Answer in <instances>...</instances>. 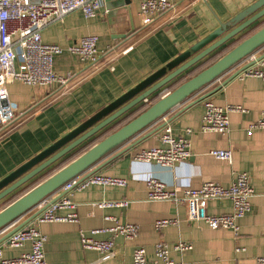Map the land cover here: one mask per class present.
<instances>
[{
	"label": "crops",
	"instance_id": "1",
	"mask_svg": "<svg viewBox=\"0 0 264 264\" xmlns=\"http://www.w3.org/2000/svg\"><path fill=\"white\" fill-rule=\"evenodd\" d=\"M131 1L128 11L115 15L114 33L105 4L93 19L75 12L44 30V42L60 45L63 49L87 35L98 36L102 53L100 66L95 70L65 50L55 57L54 69L59 75L71 78L69 91L63 92L59 85L50 89L31 88L20 82L8 85L19 119L16 128L0 139V180L208 36L219 22H227L257 0H175L173 11L159 17L149 27H142L139 22L142 0ZM132 22L134 33L127 39L117 40L115 35L120 36ZM254 29L250 28L239 38L246 37ZM126 50L129 51L125 53ZM256 55L264 61V48ZM229 78L231 76L226 75L207 86L168 115L173 135L185 136L190 143L191 157L185 163L170 170L135 160L142 149L162 146L159 134L165 122L159 121L115 154L125 151L122 156L94 169H100L98 173L103 176L127 180L126 188L93 185L74 191L71 201L76 205L79 223L38 225L40 232L47 236V264L97 261L100 254L85 250L81 237L98 241L110 239L108 230L117 223L137 225L139 235L134 240L118 236L114 241V257L103 264H133L134 251L139 247L146 249L149 264H153L155 247L160 242L169 246L170 258L176 264H256V259L264 256V129L247 133L250 125L264 117V81L245 77L223 87ZM209 98L221 107L233 105L244 109L230 113L229 135L202 131L204 106L201 101ZM188 130H191L189 134ZM213 150L232 151V163L211 156ZM240 173L250 176L255 196L251 199V212L239 221L238 238L230 230H212L204 221H190L185 203L148 200L146 180L150 177L158 178L169 188L181 183L196 189L207 182L229 188ZM41 178L1 201L0 211ZM114 201H128L129 204L119 208L98 206ZM40 209L35 208L0 233V245ZM70 211L62 209L59 214L67 215ZM231 211L230 201L214 200L208 202L205 214L217 216ZM162 219H177L179 223L157 231L155 222ZM179 243H186L191 249L176 251L174 247ZM237 248L241 251L236 252ZM30 249L29 243L16 249L4 247L3 258H18Z\"/></svg>",
	"mask_w": 264,
	"mask_h": 264
},
{
	"label": "built area",
	"instance_id": "2",
	"mask_svg": "<svg viewBox=\"0 0 264 264\" xmlns=\"http://www.w3.org/2000/svg\"><path fill=\"white\" fill-rule=\"evenodd\" d=\"M175 0H142L139 11V22L142 27H149L159 17L173 11ZM105 0H0V139L16 128L19 118L17 105L9 96L8 85L20 82L31 88L50 89L59 85L63 92L69 91L71 78L59 75L54 69L55 57L65 50L79 60L97 70L101 62L99 37L87 35L66 49L60 45L48 44L43 40V32L49 26L63 21L68 15L81 12L85 18L93 19L104 6ZM129 50H126L127 53ZM227 75L235 79L254 77L264 81V61L256 54L251 55ZM202 118V131L229 135L231 132V112L244 111L240 106L228 105L221 107L212 99H205ZM161 119L165 126L160 132L161 147H147L135 156L138 162L155 164L162 169L174 170L191 157L190 143L185 136L175 137L173 128L167 119ZM18 118V119H17ZM21 120V119H20ZM160 121V122H161ZM264 129V117L249 126L247 133ZM188 134L191 130L187 131ZM210 155L218 160L232 163L233 154L230 150H213ZM93 185L126 188L128 181L123 178L106 177L99 173L84 174L65 184L58 193L45 199L41 208L45 211L33 223L17 230L2 245H0V264H47L45 245L47 236L40 232L38 225L43 223H79L76 205L71 197L74 191H81ZM148 200L151 202L169 201L188 205L190 221H204L212 230H230L235 238L240 236L239 221L252 210L251 199L255 191L247 173H240L229 188L217 183L207 182L200 188L178 183L169 188L156 177L146 180ZM228 200L232 203L229 214L209 216L205 214L208 202ZM128 201L99 203L101 208L127 207ZM62 209H70L67 215L59 214ZM177 219H162L155 222L157 231L177 225ZM7 229L0 233L6 232ZM139 227L132 224L117 223L108 232L110 239L98 241L82 236L81 244L85 250L100 254L97 261L88 264H103L114 257L115 239L122 236L134 240L139 235ZM94 234L96 232H93ZM30 244V251L14 259L3 258V248H21ZM176 251L184 252L191 249L186 243L174 247ZM241 249L237 248L236 252ZM153 264H176L170 258V248L160 242L155 247ZM133 264H149L147 251L139 247L134 251ZM184 264V263H178ZM256 264H264V256L256 259Z\"/></svg>",
	"mask_w": 264,
	"mask_h": 264
},
{
	"label": "water",
	"instance_id": "3",
	"mask_svg": "<svg viewBox=\"0 0 264 264\" xmlns=\"http://www.w3.org/2000/svg\"><path fill=\"white\" fill-rule=\"evenodd\" d=\"M131 2V0H105L112 33H114L115 15L128 11ZM263 20L264 0H257L227 22H219V26L208 36L0 180L1 202L14 196L17 190L36 178L47 175L63 162L84 150L68 164L44 178L18 198H14L15 200L2 209L0 211V232L17 223L35 208L41 207L40 204L45 199L58 193L68 182L84 174L98 173L100 169H94L100 164L109 160L108 163H110L125 152L115 155L117 151L119 152L124 146L129 145L137 136L156 125L163 117L169 115L204 88L220 81L248 57L263 49L264 26H261L264 24ZM254 27L255 29L239 42L245 37L239 38V36ZM134 31L135 24L132 22L130 27L123 30L120 36L115 35V38L117 40L127 39ZM237 42L239 43L235 47L212 65L169 91L171 86L183 77L189 76L194 69L201 67ZM234 78V76L229 78L222 86L225 87ZM159 96H161L159 100L151 104L136 118L99 140L107 130H110L108 128L111 125L118 124ZM44 211L45 208H41L30 221L17 230L29 225Z\"/></svg>",
	"mask_w": 264,
	"mask_h": 264
},
{
	"label": "trees",
	"instance_id": "4",
	"mask_svg": "<svg viewBox=\"0 0 264 264\" xmlns=\"http://www.w3.org/2000/svg\"><path fill=\"white\" fill-rule=\"evenodd\" d=\"M261 26H264L261 25ZM260 27V26H259ZM256 31V30H255ZM246 37L242 38L239 42H241L243 39H245ZM239 42H237L236 44L232 45L231 47H229L228 49H225L224 51H222L221 53H219L218 55H216L215 57H213L212 59H210L209 61H211L210 63H208L209 61H207L205 64H203L201 67H199L200 70L198 71H193L192 73L189 74V76L186 78H184L183 80L181 79L180 81H178L177 83H175L173 86H171L169 88V91L174 90L176 87H178L180 84L184 83L185 81H187L188 79H190L191 77H193L194 75L198 74L200 71L204 70L205 68H207L208 66L212 65L214 62H216L221 56H223L226 52H228L229 50H231L233 47H235V45H237ZM162 96V95H161ZM156 97L155 99H153V101L149 104H146L145 106H143L142 108H140L139 110L135 111L134 113H132L131 115H129L127 118H125L124 120L120 121L118 124H116L114 127L110 128V130L108 132V135L111 134L112 132L116 131L117 129H119L121 126H123L124 124L130 122L131 120H133L134 118H136L138 115H140L142 112H144L151 104H153L154 102H156L157 100L160 99V97ZM103 137V136H102ZM100 138L99 140L103 139ZM96 143V142H95ZM84 151V150H82ZM82 151L78 152L77 154H75L74 156H72L71 158H69L68 160H66L65 162H63L59 167H57L56 169H53L50 173H48L47 175L43 176L40 180L36 181L29 189H31L33 186L37 185L38 183H40L42 180H44V178L50 176L51 174H53L54 172H56L57 170H59L60 168H62L63 166H65L66 164H68L70 161H72L74 158H76L78 155H80L82 153ZM28 191V190H27ZM26 192V191H24ZM21 193L20 195L24 194ZM19 197V196H18ZM16 199V198H15ZM13 199V200H15ZM12 200V201H13ZM11 201V202H12ZM10 202V203H11Z\"/></svg>",
	"mask_w": 264,
	"mask_h": 264
},
{
	"label": "rangeland",
	"instance_id": "5",
	"mask_svg": "<svg viewBox=\"0 0 264 264\" xmlns=\"http://www.w3.org/2000/svg\"><path fill=\"white\" fill-rule=\"evenodd\" d=\"M211 61H212V60H211ZM211 61H209L208 63H210ZM195 70L198 71V70H200V69H199V67H198V68L194 69L193 71H195ZM200 72H201V71H200ZM187 77H188V76H186V78H187ZM184 78H185V77H183L182 80H183ZM149 103H150V102H149ZM149 103H148V104H149ZM108 131H109V130H108ZM108 133H110V132H108ZM108 133H105V134L103 135V137H106V136L108 135ZM103 137H102V138H103ZM27 190H29V189H27ZM27 190H26V191H27ZM18 196H20V194L16 195L15 198H18Z\"/></svg>",
	"mask_w": 264,
	"mask_h": 264
}]
</instances>
